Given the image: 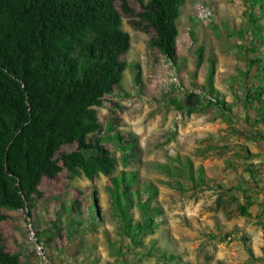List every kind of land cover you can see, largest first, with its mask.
Returning a JSON list of instances; mask_svg holds the SVG:
<instances>
[{
  "label": "rangeland",
  "instance_id": "374dc122",
  "mask_svg": "<svg viewBox=\"0 0 264 264\" xmlns=\"http://www.w3.org/2000/svg\"><path fill=\"white\" fill-rule=\"evenodd\" d=\"M198 4L211 15L198 18ZM248 12L239 0H184L176 20L177 65L150 46V30L132 22L138 17L121 13V27L130 35L124 59L139 64L141 82L135 84L128 65L120 86L94 107L96 126L87 135L134 138V156L125 159L121 145L110 140L103 145L115 158L111 176L136 170L140 182L156 188L160 211L141 251L153 243L163 256L127 251L106 189L108 176L88 179L79 168L69 169L71 147L62 145L54 155L60 171L42 177L31 212L0 209V245L10 259L18 264H264V210L254 205L251 216H241L237 200L227 193L218 208L222 192L214 187L239 185L231 192L238 197L242 188L264 189V125L258 112L244 105L246 57H252L245 50L251 35ZM259 19L264 27V13ZM211 71L216 93L207 85ZM190 92L200 99L191 111L183 107ZM249 166L256 172L249 173ZM200 167L212 184L190 180L189 168L198 177ZM93 195L99 214L94 223L87 210ZM256 197L260 201L263 193ZM73 199L84 214L69 211ZM133 217L142 218L139 208H133ZM72 219L82 225L69 227Z\"/></svg>",
  "mask_w": 264,
  "mask_h": 264
},
{
  "label": "trees",
  "instance_id": "16d2710c",
  "mask_svg": "<svg viewBox=\"0 0 264 264\" xmlns=\"http://www.w3.org/2000/svg\"><path fill=\"white\" fill-rule=\"evenodd\" d=\"M184 0H0V209L25 210L34 207L33 191L42 177L53 178L60 171L54 161L62 145L67 152V166L79 168L92 179L99 174L108 176L106 187L112 209L121 221L123 244L131 253L162 255L152 243L141 251L143 236L156 227V188L142 183L136 170H121L111 176L115 158L103 145L113 141L125 148L127 156H134L135 140L115 133L88 137L95 128L94 107L102 105L107 94L120 86L128 67L134 73L135 84L141 82L139 64H128L124 54L130 48V35L122 29V14L136 16L135 26L150 30L149 44L166 60L177 65L178 28L176 20ZM133 3L138 5L136 11ZM249 10L251 30L245 45L246 71L244 105L252 106L264 125V27L259 16L264 13V0H239ZM253 75L250 76V73ZM211 71L207 81L210 92ZM217 104L224 101L215 97ZM200 105L198 94L190 92L183 102L189 111ZM248 152V151H247ZM254 155L250 154L249 158ZM252 166V163H248ZM246 168L249 173L256 170ZM188 176L194 184L210 185L209 178L199 168L198 177L189 168ZM220 193L216 206L223 208V193L237 200L238 214L251 216L250 207L264 210V189L250 191L242 188L238 197L234 187L216 184ZM231 193V194H230ZM260 201L257 194H262ZM92 196L87 206L93 223L99 219ZM142 212L134 219L133 208ZM81 211L76 200L68 207ZM73 224L82 221L72 219ZM38 235V233H37ZM245 239V238H244ZM264 250V248H263ZM118 259L121 255L117 252ZM0 264H18L10 259L0 245Z\"/></svg>",
  "mask_w": 264,
  "mask_h": 264
},
{
  "label": "built area",
  "instance_id": "2783aa9c",
  "mask_svg": "<svg viewBox=\"0 0 264 264\" xmlns=\"http://www.w3.org/2000/svg\"><path fill=\"white\" fill-rule=\"evenodd\" d=\"M195 14L198 18H206L211 15V12L207 7L203 6L202 4H198L195 7Z\"/></svg>",
  "mask_w": 264,
  "mask_h": 264
}]
</instances>
